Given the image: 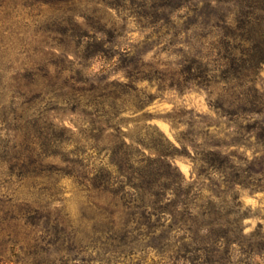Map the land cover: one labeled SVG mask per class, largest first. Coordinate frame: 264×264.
<instances>
[{
  "label": "rangeland",
  "instance_id": "rangeland-1",
  "mask_svg": "<svg viewBox=\"0 0 264 264\" xmlns=\"http://www.w3.org/2000/svg\"><path fill=\"white\" fill-rule=\"evenodd\" d=\"M145 1L76 0L52 7L47 0H0V64L6 78L14 75V140L25 114L45 115L74 129L76 122L85 132L91 118L112 122L128 141L131 137L137 142L136 149L152 157H157L156 150L164 154L160 184L164 189L171 185L149 229L138 222V202L130 206L136 209L132 217L126 206L110 202L112 206L109 198L92 205L94 194L86 189L92 183L83 184L80 174L46 171L34 177L0 166V246L8 256L2 264L36 263L29 246L35 210L84 236L98 235L106 226L104 208L119 212L112 219L119 237L128 235L127 244L112 242L107 247L115 250L112 255L97 244L87 255L94 259L92 264H106L102 259L109 256L111 264H264V250L257 245L258 232L264 234V179L255 181L260 178L255 163L264 162V143L245 129L252 118L235 121L226 116L228 88L239 91L228 71V56L240 54L234 48L239 41L216 17L197 13L206 0H183L185 7L168 9L158 18L144 14L151 7L142 5ZM217 5L222 11L235 8ZM60 7L62 16L72 15L84 28L89 29L86 24L93 15L107 22L105 29L90 27L103 45L100 53L86 55L84 47L65 51L56 39ZM93 41L86 39L83 45ZM256 82L264 92V66ZM98 86L102 90L96 94ZM0 97L10 100L8 93ZM85 151L82 159L92 175L111 154ZM225 155L234 168L218 170ZM47 162L57 168L65 165L59 157ZM112 176L115 188L121 185L117 181H127L116 169ZM234 194L243 204L244 236L227 224L233 217H227L226 208L208 216L215 204L230 203ZM212 219L226 225L210 229ZM127 221L128 231L119 230ZM227 226L232 229L230 241H217ZM75 247L59 243L43 255L50 257L49 264H79Z\"/></svg>",
  "mask_w": 264,
  "mask_h": 264
},
{
  "label": "trees",
  "instance_id": "trees-1",
  "mask_svg": "<svg viewBox=\"0 0 264 264\" xmlns=\"http://www.w3.org/2000/svg\"><path fill=\"white\" fill-rule=\"evenodd\" d=\"M47 1L52 7L58 5L57 3L74 4L76 2V0ZM182 1L146 0L142 5L151 4V7H148L144 14L158 18L159 16H165L168 9L185 7V3ZM205 3V7L199 8L197 13L205 15L208 19L216 17L222 27L230 30L234 38L239 41L234 48L239 50L240 54L232 53L228 56V71L232 74L229 79L234 78L236 80L234 88L239 91L233 92L231 86L228 88L227 95L229 99L227 98L225 103H228L230 108L228 107L226 110V116H233L236 118L235 121L240 118H252V124H248L245 129L249 134H254L263 144L264 92L258 87L256 81L264 66V0H206ZM217 3L233 4L235 8L226 7L222 11ZM60 9L61 7L57 10L60 15H56V21L60 22L61 25L60 30H58V37L55 38L59 40L61 45H64L65 51H81L84 47L87 51L86 55L100 53L103 45L92 36L90 27L105 29L107 22L99 15H93L86 24L89 29L84 28L74 21L72 15L62 16L64 12ZM231 15H234L233 19ZM86 39H93L94 41L83 45ZM3 70L5 69L0 64V93H8L10 100L9 103L3 102L0 97V166L6 167L12 174L15 170L21 174L34 177L46 171H66L72 175L80 174L84 180L83 184L92 183L91 188H86L88 193L94 194L92 205L97 206V203L103 197L109 198V204L126 206L129 209L127 213L132 217L136 215V209L130 206L132 202H138V207L141 209L138 218L139 224L152 229L154 224L151 223V216L159 211L158 205L165 196V189L167 191L171 190L170 184L164 185L165 189L160 184L162 177L160 166L164 154L160 150H156L157 157H152L150 154L146 155L144 151L134 147L137 142L133 138L130 137V141L126 139L127 134L117 124L93 118L90 120L91 128L88 132H85L80 129L79 124L76 122L75 126L78 128L74 129L64 123H56L45 115L39 118H30L28 114H25L17 127V138L14 140V75L6 78ZM7 70H10V66ZM94 90L97 94V91H101L102 88L98 86L94 87ZM96 94H94V97H97ZM71 95L73 96V93ZM77 99L72 97L74 101H77ZM93 105L97 104L94 103ZM222 107L225 108L223 105ZM85 149H96L104 153L111 152L108 162H104L98 173L94 175L90 171L86 172L87 164L82 159L84 153L86 154ZM56 157H59L62 163L65 164L64 168H57L47 162L49 159ZM229 158V155L224 156L218 170L225 171L228 167L234 168ZM255 164L260 166L259 171L256 172L260 175V178L255 181L260 182L264 179V162L257 161ZM167 166L171 168L172 163H167ZM115 169L122 172L124 177L127 178V181H117L121 184L117 188L114 187L115 177L112 176ZM234 177L240 176L235 173ZM233 183L238 185L241 182L233 181ZM257 185L260 184L257 183ZM231 198L230 203L215 204L208 216L216 215L226 208L227 217H233L232 220L227 218V224L232 229L234 228L239 235L244 236L243 221L245 215L242 212L243 204L239 200L238 194L231 195ZM112 211L104 208V213L101 212V216L106 221V226L99 229L98 235L78 236L73 230L69 231L68 226L61 220H52L49 214L35 210L31 215L34 225L33 244L29 245L34 248L30 253L33 255L32 259L36 262L35 264H49L50 261L52 262L50 257L44 256L43 253H48L50 251L49 247H57L59 243H68L70 247L76 246L75 248L79 249L78 253L81 255L77 259L79 264H92L94 259L87 258V255H90L89 249L96 247L97 244L104 246V254L112 255V253H115V250L110 251L107 247H112L114 245L112 242L116 241L119 246L126 245L128 235L123 233V236L119 237L115 230L116 222L112 219L113 213L118 211ZM217 220L212 219L209 222L210 229L215 226L222 227L226 225L219 223ZM128 221L122 224L119 230L128 231ZM229 227L227 231L224 230L223 234L218 235L217 241L220 239L230 241L229 233L232 229ZM259 227L261 226L259 225ZM110 232L114 234L109 235ZM38 233L42 234L38 236ZM257 237L259 238L257 245L264 250V234L259 231ZM6 253V248L0 246V264L8 257ZM102 260L106 264H111L110 256Z\"/></svg>",
  "mask_w": 264,
  "mask_h": 264
}]
</instances>
